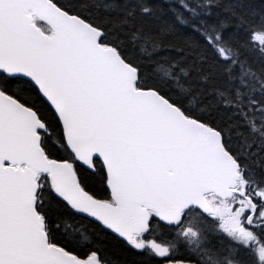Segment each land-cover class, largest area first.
Masks as SVG:
<instances>
[{"label":"snow or ice","instance_id":"6c2138e0","mask_svg":"<svg viewBox=\"0 0 264 264\" xmlns=\"http://www.w3.org/2000/svg\"><path fill=\"white\" fill-rule=\"evenodd\" d=\"M0 264H264V0H0Z\"/></svg>","mask_w":264,"mask_h":264}]
</instances>
